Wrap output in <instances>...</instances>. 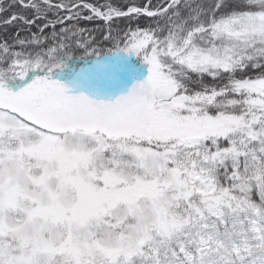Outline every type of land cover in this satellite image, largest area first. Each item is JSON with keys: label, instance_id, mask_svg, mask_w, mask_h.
<instances>
[{"label": "snow or ice", "instance_id": "obj_1", "mask_svg": "<svg viewBox=\"0 0 264 264\" xmlns=\"http://www.w3.org/2000/svg\"><path fill=\"white\" fill-rule=\"evenodd\" d=\"M0 264H264V0H0Z\"/></svg>", "mask_w": 264, "mask_h": 264}]
</instances>
